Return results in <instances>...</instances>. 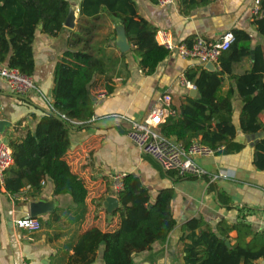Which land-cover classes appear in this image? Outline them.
Listing matches in <instances>:
<instances>
[{
	"label": "trees",
	"instance_id": "trees-1",
	"mask_svg": "<svg viewBox=\"0 0 264 264\" xmlns=\"http://www.w3.org/2000/svg\"><path fill=\"white\" fill-rule=\"evenodd\" d=\"M211 1L179 0V6L187 15ZM71 2L0 0V65L32 75L33 42L38 25L42 23L43 32L50 35L62 30ZM103 6L107 7L106 11L102 10ZM114 19L124 24L145 73L155 72L171 54V50L157 41L159 28L139 14L135 0H81L76 27L68 37V48L54 69L55 86L49 110L41 116L34 133L9 143L14 164L5 175L6 191L13 195L28 186L29 196L36 199L41 193L42 181L50 179L54 183V196L60 201L52 215L61 217L66 213L79 227L88 211V189L84 180L72 171L65 155L71 146L72 129L88 124L94 115L91 83L119 63L114 46ZM253 23L264 36V0H260V15H253ZM232 31L236 39L220 56L218 70H209L203 65L186 70L185 76L195 84L198 94L186 95L177 107V115L162 126L165 136L175 138L186 148L194 142L227 153L244 147L235 139L236 91L243 102L239 117L242 131L264 132L260 117L264 112V50L260 45L252 46L248 31L241 28ZM245 57L252 59L251 69L235 74L234 64ZM225 76H229L236 88L231 85L221 97ZM255 146L254 163L264 170V138ZM123 182L117 194L120 203L115 211L119 217L117 226L108 231L92 226L78 232L65 264H93L101 250L105 264H136V254L151 250L157 241L164 242L177 226L172 190H160L155 201H151L149 190L139 177L127 174ZM255 211L243 205L236 220L221 219L214 226L203 217L185 222L181 227L184 263L256 264L260 258L264 260V231L255 230L250 219Z\"/></svg>",
	"mask_w": 264,
	"mask_h": 264
},
{
	"label": "crops",
	"instance_id": "crops-1",
	"mask_svg": "<svg viewBox=\"0 0 264 264\" xmlns=\"http://www.w3.org/2000/svg\"><path fill=\"white\" fill-rule=\"evenodd\" d=\"M135 1L139 14L159 28L156 39L160 44V32H166L174 44L190 45L198 36L214 41L226 31L241 28L250 33L253 47L260 45L264 50V36L253 23L255 0H212L187 15L181 12L179 0L164 7L150 0ZM80 2L72 0L70 6L76 9L75 27ZM118 21L114 19L115 25ZM74 28L64 24L62 30L50 35L43 32L42 23L38 25L33 42L35 69L31 76L40 92L15 94L0 78V135L7 143L34 133L41 116L49 110L55 86L54 69L68 48V37ZM115 50L119 63L91 83L94 115L88 124L72 129L71 146L65 155L72 171L84 180L88 189V211L81 226L66 213L61 217L52 215L60 205L54 196L52 180L47 179L37 198L27 202H15L12 194L0 185V264H65L78 232L92 226L103 231L115 228L119 220L117 209L108 212L104 202L108 196L118 197L113 189V175L118 173L139 177L149 190L151 201H155L162 189L173 191L172 209L177 226L164 242L157 241L151 250L136 254V264H185L181 227L194 217H203L214 226L221 219L236 220L239 208L247 205L256 210L250 217L254 229L264 231V170L254 163L255 145L264 138V132L248 134L240 128L243 102L238 92L233 123L237 128L235 139L244 147L238 152L217 151L212 156H197L196 160L208 174L181 177L176 171H165L151 156L141 153L127 132L134 122L143 121L149 115L164 93H170L174 106L178 107L191 90L184 87L181 76L190 67L205 65L172 51L155 72L147 74L132 45L127 52L117 47ZM251 67L252 59L245 57L234 64L233 72L241 74ZM231 85L236 88L229 76H225L219 95L224 96ZM260 117L264 122V112ZM218 172L228 176L213 179ZM30 191L28 186L22 189L28 196ZM38 199H55L59 205L54 212L39 216L42 228L38 232L16 227L14 217L23 216L24 207ZM93 264H105L103 250ZM256 264H264V260L260 258Z\"/></svg>",
	"mask_w": 264,
	"mask_h": 264
},
{
	"label": "built area",
	"instance_id": "built-area-1",
	"mask_svg": "<svg viewBox=\"0 0 264 264\" xmlns=\"http://www.w3.org/2000/svg\"><path fill=\"white\" fill-rule=\"evenodd\" d=\"M175 0H157L161 7L174 3ZM253 15H260V0L254 1ZM161 44L169 50L176 51L184 58L197 59L202 64L208 62L218 64L219 58L223 52L227 51L234 43L236 37L232 30L226 31L214 41L207 40L203 37H196L192 44L180 43L174 44L168 38L166 32H160ZM0 78L9 86L11 92L15 94H26L31 91L40 92L38 85L31 75L23 73L18 68L9 67L8 65L0 66ZM181 82L187 89L195 88V84L181 76ZM177 107L173 104V98L170 93H164L143 121H136L132 124L127 132L128 137L137 146L141 153L151 156L165 171H176L181 177H202L208 172L203 168L195 157L212 156L217 149L200 142H194L189 148L184 147L173 137L165 136L161 128L164 123L172 116L177 115ZM14 164L13 151L0 135V185L4 186L5 175L7 170ZM228 176L224 172H218L213 179L218 176ZM124 173L113 175L114 193L118 194L124 186ZM46 180L42 181V185ZM16 202H27L31 198L25 193L20 192L12 195ZM13 224L30 233L41 230L42 222L39 216H31L29 212L24 213L21 217H14Z\"/></svg>",
	"mask_w": 264,
	"mask_h": 264
},
{
	"label": "water",
	"instance_id": "water-1",
	"mask_svg": "<svg viewBox=\"0 0 264 264\" xmlns=\"http://www.w3.org/2000/svg\"><path fill=\"white\" fill-rule=\"evenodd\" d=\"M75 7H70L68 15L65 20V26L69 28L75 27ZM103 11L107 10L106 6L102 7ZM116 28V37L114 40V45L117 47L121 52H127L131 49V44L127 38L125 26L121 21H118L115 25ZM205 67L209 70H217V65L213 62H208ZM197 88H193L190 90V96L197 95ZM119 199L116 196H108L104 202L108 212L112 213L115 209L119 207ZM59 205V202L55 199L46 200V199H38L36 201H32L27 204L24 209L26 212H29L31 216L38 217L41 215H45L56 210V207ZM227 244L230 245V242L227 241Z\"/></svg>",
	"mask_w": 264,
	"mask_h": 264
}]
</instances>
